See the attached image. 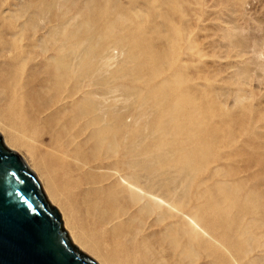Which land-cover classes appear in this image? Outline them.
<instances>
[{
    "label": "rangeland",
    "instance_id": "1",
    "mask_svg": "<svg viewBox=\"0 0 264 264\" xmlns=\"http://www.w3.org/2000/svg\"><path fill=\"white\" fill-rule=\"evenodd\" d=\"M6 71L0 116L22 148L0 122L3 146L69 240L113 264H168L161 240L180 209L203 231L200 264H264V0H0ZM27 86L34 121L10 95Z\"/></svg>",
    "mask_w": 264,
    "mask_h": 264
},
{
    "label": "water",
    "instance_id": "2",
    "mask_svg": "<svg viewBox=\"0 0 264 264\" xmlns=\"http://www.w3.org/2000/svg\"><path fill=\"white\" fill-rule=\"evenodd\" d=\"M0 264H97L72 246L59 212L1 136Z\"/></svg>",
    "mask_w": 264,
    "mask_h": 264
},
{
    "label": "bare ground",
    "instance_id": "3",
    "mask_svg": "<svg viewBox=\"0 0 264 264\" xmlns=\"http://www.w3.org/2000/svg\"><path fill=\"white\" fill-rule=\"evenodd\" d=\"M53 33H57V30ZM8 74H9L8 71L4 72L3 74H1V72H0V86H3V85L6 86V84L9 81V79H7ZM10 95L17 97V102L14 106L15 110H18L19 112L22 111L24 116H26V119H32V121H34L37 118V116L39 114V109L37 107L39 92L35 91L34 89H29L27 86L26 90L23 87V90L19 93V96H18L17 90H15V89L11 91ZM107 97L103 95L101 97V100H103L104 102H107L109 100V98H107ZM112 99H113V97H112ZM0 119H1V121H0L1 125L3 124V126L6 127L1 116H0ZM3 126H2V129H3ZM2 129H1V131H2ZM5 129L7 131V134H9L8 135V139H9L8 141L9 142H7V143L11 144V146L14 145L16 147L17 146L19 147V145H21V144H19L12 137L11 131L7 127ZM5 141H6V139H5ZM30 158H32V157H30ZM35 164H36L35 167H37L38 164L36 162H35ZM39 170H41L42 174H44V176L46 177V181H47L46 186H47V189L49 190L51 196L55 200L56 199L59 200L60 199V197H59L60 193H58L56 187H54L50 176L48 175V173L43 168L42 169L39 168ZM123 181H121V182L123 183L124 188L130 194L134 195L133 189H135V188H133V183L126 182V180H123ZM174 189H176V188H174ZM135 191H138V195L141 196L140 199L144 200L147 204H149V203L153 204V205L157 206L159 209H161L162 211L163 210H165V211L170 210L169 205L165 204V202L157 195V193L150 191V190L149 191H147V190L141 191V190L136 189ZM180 195H181V193H180ZM65 206H67L66 203H65ZM68 207H69V205H68ZM171 210H173L175 212L174 214H175V219H176V229H174V232H170L169 234L165 235L164 236L165 238L163 237V239L161 240L162 252L166 253V262L168 264H171L174 262L180 263V264H182L183 262H187L190 264H192V263L200 264L199 263L200 257H199V254L196 252V250L200 249V247H201V244L198 242V238L200 237V235L202 234L203 231H201L199 223L197 222V220L194 217H189L183 210H180V209H171ZM61 216H63V215H61ZM70 220H72V219L70 218ZM66 226L68 227V224H66ZM185 226H187V228H185ZM185 235H190L189 242H191L192 240H196L195 243H193V245L182 243L181 241H183V240H181L180 237L185 236ZM70 242H71L72 246L74 245L75 247H78V248H79V246L81 247L84 245L83 247L89 249L90 251L94 252L95 254L102 256L105 259L106 264H113L112 260H110L107 256H104L102 253H100V251H98L96 248L90 246L79 234H77V235L72 234L70 237ZM171 250H172V252H170ZM188 260H190L192 262H188Z\"/></svg>",
    "mask_w": 264,
    "mask_h": 264
}]
</instances>
